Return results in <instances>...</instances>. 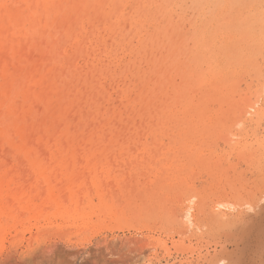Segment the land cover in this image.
I'll return each mask as SVG.
<instances>
[{
	"label": "rangeland",
	"instance_id": "1",
	"mask_svg": "<svg viewBox=\"0 0 264 264\" xmlns=\"http://www.w3.org/2000/svg\"><path fill=\"white\" fill-rule=\"evenodd\" d=\"M263 10L264 0H0L10 208L0 260L150 264L136 210L223 201L252 213L233 173L249 177L245 153H264ZM256 225L264 242V216Z\"/></svg>",
	"mask_w": 264,
	"mask_h": 264
},
{
	"label": "bare ground",
	"instance_id": "2",
	"mask_svg": "<svg viewBox=\"0 0 264 264\" xmlns=\"http://www.w3.org/2000/svg\"><path fill=\"white\" fill-rule=\"evenodd\" d=\"M33 6H34V4H33ZM262 15L264 17V10L262 11ZM8 36H9V33H8ZM263 40H264V30H263ZM248 42H250V41H248ZM217 49H218L219 63H221L220 60H222V58H224L223 54H226V52H227L226 51L227 45H225L221 41L217 45ZM230 50H231V48H230ZM222 52H223V54H222ZM230 54H231V52H230ZM40 56L43 57V55H40ZM32 57H33V55H32ZM79 74H80V72H79ZM260 150H258V152L255 150L254 151L250 150V151L245 153V155L247 157L246 161H247L248 165L250 166V169H249L250 170V173H249L250 176L249 177L248 176L246 177L243 175L245 172V168L235 169L234 173H233L234 184L237 185L234 188L236 190L244 191V193L247 194V196L251 197V199L247 203L248 205L246 203L245 204L247 205V207H249L248 209H250L252 211V213L247 212L248 210L247 211L239 210L236 213L230 212L229 209L233 210L234 208L233 207L230 208L231 204L225 205V203L223 201H218L217 204H215V203L211 204L213 201L211 202L208 200L209 203L211 202L210 204H208V202L202 203V204L199 203L200 205L198 204L196 207L184 208V210L182 212L176 211L177 210L176 208L172 209L173 207L171 209L166 208L165 204L152 206V205H147L143 202V204H142L143 206L147 205L149 207L136 210V212H134L133 214L135 216H138V218H140L139 220L141 221V223L147 229L148 232L152 233V235L154 233H156V234L158 233L157 238H155L152 235L149 236V238L153 241L146 244L147 246L144 245V246H146L145 251L154 250V252H151L152 253V259L150 261L151 263L149 262L150 264H264V242L262 241L263 239L261 240L259 238V239H257V241L255 239V236L257 235V234H255L256 228H257L256 222H257L258 218H260V217L262 218L264 216V153H262V152L259 153ZM262 150H264V149H262ZM240 154H242V153L240 152ZM219 171H220V169H219ZM68 195H70V194H68ZM73 196H74V193H73ZM74 197L77 198V196H74ZM145 198H147V197L145 196ZM221 199H223V198H221ZM146 203H147V201H146ZM79 204H80V202H79ZM136 204H138V203H136ZM153 204H155V203H153ZM236 205L239 206V204H236ZM221 207L227 208L228 210L221 209ZM124 208H126V207H124ZM134 208H136V207L134 206ZM9 209H10L9 205L0 204V215L3 214L4 212L9 213ZM77 210H78V207H77ZM118 210H120V209H118ZM131 211H132V209H131ZM87 212H88V210H87ZM87 212H86V214H87ZM115 212H116V210H115ZM111 213H112V215H114L112 211H111ZM125 213L126 212H124V214ZM20 214H22V213H20ZM124 214H123V216H124ZM115 215H116V213H115ZM179 216L183 217L184 219L181 218V220H179V218H178ZM1 218L2 217H0V234L2 236V234L7 230V226H6V224L3 223V221H2L3 219L1 220ZM182 219H183V221H182ZM258 224H259V222H258ZM8 225H9V223H8ZM165 236H166V239H165ZM119 238L120 237H118V239ZM139 238L140 237H138V239ZM114 239H116V238H114ZM123 240H124V238H123ZM142 240H144V239H142ZM128 244L130 245V243H128ZM121 245H125V243H123ZM129 245H126V246L128 247ZM115 246L117 247V245H115ZM144 246L141 245L143 251L136 249L137 250L136 252L138 254H136V252H134L133 250H130V251H133V253L136 254L134 256L142 255L141 253H143V252L145 253ZM141 247H140V249H141ZM100 248L98 247V249L101 251V249H103V248H101V249ZM112 248H114V247H112ZM118 248H116V249H118ZM104 249H105V247H104ZM116 249H114V250H116ZM112 250H110V252ZM42 252L44 253V251H42ZM93 252H95V249H93ZM102 252H103V250H102ZM118 252L122 253L123 251L121 252L118 250ZM118 252H116V254ZM46 253H47V251H46ZM112 253L113 252H111V255H112ZM48 254H50V253H48ZM113 254H115V253H113ZM36 255L34 254L33 256H29L27 258H22V259H18V260L17 259L16 260L10 259L9 257H7L3 260H0V264H33L35 262H37L38 264H41V263L45 264V263L50 262V260L49 261L47 260V258L48 259L50 258V257H48L49 255L47 256V258L44 256V259H43V257H42V259H38L39 256L37 257ZM106 255H108V254L106 253ZM106 255H105V257H106ZM128 255L129 254L126 255L128 258L126 257L127 259H125L127 261H129L128 259H130ZM121 256L124 257L125 255H121ZM100 257H102V255ZM130 257H133L132 252L130 254ZM133 259H134V257H133ZM106 260L108 261L109 258H107ZM110 260H111V258H110ZM132 262H134V261L132 260L131 263ZM121 263H123V262H121ZM94 264H95V262H94Z\"/></svg>",
	"mask_w": 264,
	"mask_h": 264
}]
</instances>
